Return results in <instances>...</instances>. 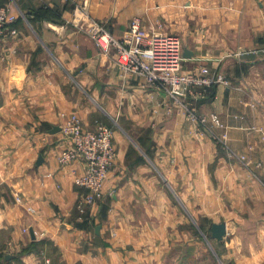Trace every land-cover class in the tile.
Segmentation results:
<instances>
[{
  "label": "crops",
  "instance_id": "1",
  "mask_svg": "<svg viewBox=\"0 0 264 264\" xmlns=\"http://www.w3.org/2000/svg\"><path fill=\"white\" fill-rule=\"evenodd\" d=\"M0 6L17 17L0 44V264H264V0ZM135 17L182 38L185 72L226 82L175 99L125 71L87 29L121 39ZM72 114L114 127L117 151L84 213L86 164L58 160Z\"/></svg>",
  "mask_w": 264,
  "mask_h": 264
},
{
  "label": "built area",
  "instance_id": "2",
  "mask_svg": "<svg viewBox=\"0 0 264 264\" xmlns=\"http://www.w3.org/2000/svg\"><path fill=\"white\" fill-rule=\"evenodd\" d=\"M16 20V15L8 7H0V44L7 34L17 35L16 29H10ZM87 30L100 51L115 52L117 63L125 71L144 75L150 85L166 91L175 99L190 88L226 82L220 74L213 76L208 68L185 72L180 38L148 32L140 17L130 21L121 39L116 38L104 23L92 22ZM214 120L218 122L217 117ZM61 132L71 147L62 150L59 163L69 165L83 160L86 164L85 173L75 179L76 186L82 190L78 208L84 213L88 206L103 199L108 175L116 163L113 129L100 124L96 130H85L79 116L72 114L66 118Z\"/></svg>",
  "mask_w": 264,
  "mask_h": 264
},
{
  "label": "water",
  "instance_id": "3",
  "mask_svg": "<svg viewBox=\"0 0 264 264\" xmlns=\"http://www.w3.org/2000/svg\"><path fill=\"white\" fill-rule=\"evenodd\" d=\"M61 131V128L60 127H54L53 128V130H52V133H58V132H60ZM42 161H43V158L42 157H40L39 158V160H38V164H41L42 163ZM99 227L97 228V231H99ZM31 235H32V238L34 239L35 238V235H34V231L33 230H31ZM7 258H10V256H7Z\"/></svg>",
  "mask_w": 264,
  "mask_h": 264
},
{
  "label": "rangeland",
  "instance_id": "4",
  "mask_svg": "<svg viewBox=\"0 0 264 264\" xmlns=\"http://www.w3.org/2000/svg\"><path fill=\"white\" fill-rule=\"evenodd\" d=\"M0 7H7V6H0ZM82 11H87L86 10V8H82ZM144 26V25H143ZM146 29V28H145ZM147 30V29H146ZM159 33H161V32H159ZM162 34H164V33H162ZM172 35V34H171ZM174 36H177V35H174ZM177 37H179L180 38V40H181V42H182V38L180 37V36H177ZM182 50H183V42H182ZM101 52H103V51H101ZM104 53V52H103ZM106 54V53H105ZM117 61V60H116ZM80 118V117H79ZM80 120H81V118H80ZM110 126V125H109ZM112 129L114 128V127H112V126H110ZM114 143V142H113ZM89 207H91V206H88L87 208H89Z\"/></svg>",
  "mask_w": 264,
  "mask_h": 264
}]
</instances>
